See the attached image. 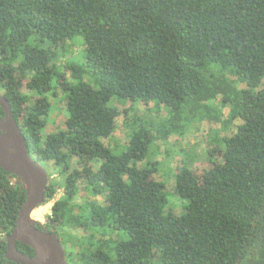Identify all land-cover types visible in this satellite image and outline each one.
Instances as JSON below:
<instances>
[{"label":"trees","instance_id":"obj_1","mask_svg":"<svg viewBox=\"0 0 264 264\" xmlns=\"http://www.w3.org/2000/svg\"><path fill=\"white\" fill-rule=\"evenodd\" d=\"M78 37L84 59L61 63ZM58 90L66 129L46 135ZM0 92L30 154L59 172L37 228L58 236L69 264H264V0H0ZM115 101L167 115L132 118ZM123 114L124 147L113 138ZM204 121L241 124L212 138L221 160L209 170L178 169L185 212L167 213L158 164H139ZM81 189L105 203L77 206ZM25 200L0 167V264H17L5 254Z\"/></svg>","mask_w":264,"mask_h":264},{"label":"rangeland","instance_id":"obj_2","mask_svg":"<svg viewBox=\"0 0 264 264\" xmlns=\"http://www.w3.org/2000/svg\"><path fill=\"white\" fill-rule=\"evenodd\" d=\"M67 55L62 57L61 63H65L66 60L69 62H81L84 59V42L81 37L75 38L69 42L65 48ZM64 51V52H65ZM68 74V73H66ZM245 85L241 84L240 88H244ZM1 93V92H0ZM52 111L49 119L48 127L45 130V134H51L53 132L66 129L67 115L65 111L66 101L63 91L58 90V95L50 97ZM121 112L128 111L129 116L132 118L136 117H147L153 120L156 116L166 117V112L161 110L157 113L154 104L146 106L144 104L132 106L131 102L124 104L114 102ZM133 108L135 111H131ZM153 112L148 113V110ZM229 110L225 109L223 121H227ZM125 116L124 114L117 121V129L114 133L113 138L124 147L128 144L127 132L124 126ZM241 122L236 121L228 124V128L223 129V123H216L210 121H204L202 123L196 122L189 127L188 132L183 136H171L167 141H158L155 147L152 149L147 161L141 162L140 167L145 166L148 163L158 164V172L155 175V180L158 182H164L167 187V198L168 204L166 212H173L174 214L181 216L184 214V208L186 203L175 195V176L181 167L184 165L190 168L197 175H202L206 170H209L212 166L213 161H220L221 157L214 153L209 155L210 151H213L216 144H211L212 140L216 137L231 136L236 131ZM215 133V134H214ZM213 138V139H212ZM105 146L109 145V140L103 141ZM112 143V142H111ZM123 148H120L122 151ZM96 169L97 166L93 165ZM48 175H51L53 179H59L58 170L51 163L45 165ZM63 191L61 189L57 192V198L62 196ZM99 202L100 204L105 203V194L94 199L90 197L83 189L80 190V194L77 197L76 204L81 206L84 203L91 201ZM51 203L39 207L33 213V219L38 223H43L45 218L51 215L52 211ZM123 240H127L126 237Z\"/></svg>","mask_w":264,"mask_h":264},{"label":"water","instance_id":"obj_3","mask_svg":"<svg viewBox=\"0 0 264 264\" xmlns=\"http://www.w3.org/2000/svg\"><path fill=\"white\" fill-rule=\"evenodd\" d=\"M0 107L5 113L4 118L0 117V167L20 179L26 189V200L7 240L5 257L17 264H69L58 236L38 229L39 223L33 219V213L45 203L47 170L30 154L11 106L1 94ZM18 243L30 247L34 256L20 252Z\"/></svg>","mask_w":264,"mask_h":264},{"label":"built area","instance_id":"obj_4","mask_svg":"<svg viewBox=\"0 0 264 264\" xmlns=\"http://www.w3.org/2000/svg\"><path fill=\"white\" fill-rule=\"evenodd\" d=\"M55 202H56V200H52L50 203L53 206Z\"/></svg>","mask_w":264,"mask_h":264}]
</instances>
